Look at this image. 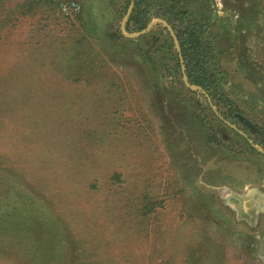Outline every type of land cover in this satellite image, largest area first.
<instances>
[{
  "label": "rangeland",
  "instance_id": "374dc122",
  "mask_svg": "<svg viewBox=\"0 0 264 264\" xmlns=\"http://www.w3.org/2000/svg\"><path fill=\"white\" fill-rule=\"evenodd\" d=\"M134 2L0 0V211L38 264H264V0H143L205 94Z\"/></svg>",
  "mask_w": 264,
  "mask_h": 264
},
{
  "label": "trees",
  "instance_id": "16d2710c",
  "mask_svg": "<svg viewBox=\"0 0 264 264\" xmlns=\"http://www.w3.org/2000/svg\"><path fill=\"white\" fill-rule=\"evenodd\" d=\"M142 2L143 0H135L134 7L132 10L133 16L135 14V20L134 17H132V14L131 17L128 19L129 23L130 21H134L133 23L135 27L134 29L138 28L139 30H142L145 28V25L148 22L147 19L145 21L139 19L141 14H144V10L141 9ZM129 4H130V0H125L124 11L127 9ZM127 27H128V23L126 29ZM118 38L122 39L127 44L133 43V40L125 39L121 35H118ZM180 38L181 36L177 34V39L179 43H180ZM180 46L183 52L184 49L181 43ZM183 56L185 58L184 53ZM184 63L186 69L185 73L190 83L201 86L202 88L205 89L206 87L209 88L213 85L211 82L212 81L211 77L207 74L206 70H203L202 66H200L201 62L196 63L198 69L197 71L195 69V66H191L190 64H187L186 61H184ZM176 66L179 67V63L177 59H176ZM2 211L3 209L0 211V244H3L4 242L6 243L8 241L15 245H21V246L23 245L27 248L26 250L28 251V253L31 254L34 260L33 264H38L39 262H41V260L39 261V258L44 259L43 253L42 254L39 253L37 255L38 252L36 249L38 248L35 247V250L28 249L31 247L29 246V244L28 245L25 244L31 238V235L34 232H39V227H36L35 225L42 224L43 222H45L43 220L44 212L42 210H39L35 215H32V213L29 210H22L21 208H18L16 206L10 208L9 211L6 212V214H4ZM48 228H50V226H47V229H45L47 232H48ZM54 236L56 238V235ZM50 262L55 263V255L53 256Z\"/></svg>",
  "mask_w": 264,
  "mask_h": 264
},
{
  "label": "water",
  "instance_id": "95a60500",
  "mask_svg": "<svg viewBox=\"0 0 264 264\" xmlns=\"http://www.w3.org/2000/svg\"><path fill=\"white\" fill-rule=\"evenodd\" d=\"M156 24L163 25V26L166 28V30L168 31L169 35L171 36V38H172V40H173V43H174L175 49H176L177 54H178V58H179V62H180V66H181V70H182L181 72H182L183 83H184V85L186 86V88H188V89L191 90V91H200V92H202L203 94H205L204 91L202 90V88H200V87H198V86L191 85V84L188 82L187 77H186V74H185V72H184V65H183V60H182V57H181V49H180V46H179L178 40H177V38H176V36H175V34H174L172 28H171L166 22L161 21V20H155V21L151 22V23H150V24H149L144 30L140 31V32L137 33L136 35H126V34H124V36L129 37V38H134V37L140 36V35L144 34L147 30H149L153 25H156ZM226 124H227L230 128H232V129L235 130V128H234L232 125H230V124H228V123H226ZM258 151H259V150H258ZM259 152L262 153V154L264 155V152H262V151H259Z\"/></svg>",
  "mask_w": 264,
  "mask_h": 264
},
{
  "label": "built area",
  "instance_id": "2783aa9c",
  "mask_svg": "<svg viewBox=\"0 0 264 264\" xmlns=\"http://www.w3.org/2000/svg\"><path fill=\"white\" fill-rule=\"evenodd\" d=\"M62 10H63L64 12H66L67 10H69V11H71V12H75V11H77V8H76L75 5H71V6H65V7H63Z\"/></svg>",
  "mask_w": 264,
  "mask_h": 264
},
{
  "label": "crops",
  "instance_id": "0c3cea01",
  "mask_svg": "<svg viewBox=\"0 0 264 264\" xmlns=\"http://www.w3.org/2000/svg\"><path fill=\"white\" fill-rule=\"evenodd\" d=\"M16 207H18V205H16ZM37 212H38V211H36V213H37ZM32 215H35V214L32 213Z\"/></svg>",
  "mask_w": 264,
  "mask_h": 264
}]
</instances>
